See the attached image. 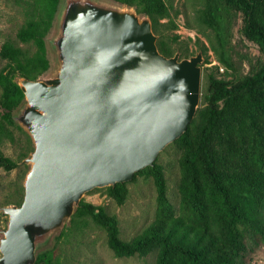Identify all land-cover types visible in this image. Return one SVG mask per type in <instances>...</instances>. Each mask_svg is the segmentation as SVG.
I'll return each mask as SVG.
<instances>
[{"label":"trees","instance_id":"1","mask_svg":"<svg viewBox=\"0 0 264 264\" xmlns=\"http://www.w3.org/2000/svg\"><path fill=\"white\" fill-rule=\"evenodd\" d=\"M13 1L23 8L26 19L17 31L18 42L8 39L0 48V58L5 61L0 69V167L6 171L20 165L1 147L4 139L14 140L9 125L22 130L13 118L14 110L25 100L18 78L36 80L49 69L46 35L60 3ZM115 1L150 17L162 54L171 57L180 50L183 57L193 55L188 45L173 47L171 42L179 40L178 33L169 37L163 32L178 28L180 12L172 13V2ZM190 1L195 24L187 21L186 26L206 37L209 45L197 40L200 50L204 55L212 50L219 64L206 68L196 115L173 142L180 151L178 206L169 199L164 167L157 158L132 179L145 174L156 186L155 218L141 233L122 239L117 217L83 198L70 219L77 229L89 220L105 229L107 243L118 257L155 253V264H246L247 240L264 246V0ZM238 18L242 19V35L260 50L245 74L236 71L233 58L232 29ZM220 65L225 68L224 76L217 74ZM127 184L105 189L123 204L129 194ZM34 264L61 262L53 250L46 249L37 253Z\"/></svg>","mask_w":264,"mask_h":264},{"label":"water","instance_id":"2","mask_svg":"<svg viewBox=\"0 0 264 264\" xmlns=\"http://www.w3.org/2000/svg\"><path fill=\"white\" fill-rule=\"evenodd\" d=\"M133 7V6H131ZM71 0L50 79L20 78L19 121L34 143L21 205L3 208L0 264H34L39 240L70 219L84 194L152 166L196 115L203 54L167 57L148 15Z\"/></svg>","mask_w":264,"mask_h":264},{"label":"rangeland","instance_id":"3","mask_svg":"<svg viewBox=\"0 0 264 264\" xmlns=\"http://www.w3.org/2000/svg\"><path fill=\"white\" fill-rule=\"evenodd\" d=\"M71 0H60L58 11L54 17L53 24L48 34L46 35L47 54L50 60L49 69L44 72L39 78H53L61 65L59 52L56 41L60 35V23L62 20L63 11L66 5ZM98 4H111L119 7H131L127 4L117 2L115 0H90ZM172 2L174 9L180 13L176 17L178 28L174 31L170 29L163 30L166 36L172 37L174 33H178L180 38L177 42H171L174 48H184L189 46V50L193 51V55L201 52L197 42L209 45L206 37L197 31L196 28H188L187 21L195 24L193 3L190 0H166ZM135 8V7H131ZM141 17L146 16L144 13H139ZM25 14L23 8L16 4L13 0H0V48L2 44L10 39L17 41L16 34L21 25L25 22ZM167 22V19H162ZM242 19L238 18L233 26V58L236 65V71L240 74H245L250 69V60L260 56L259 47L246 39L241 33ZM156 34V33H155ZM158 37L159 35L156 34ZM20 46L25 47L23 43ZM181 58L183 54L180 50ZM203 54V53H202ZM205 58H208L209 63H205ZM219 64L216 55L212 50L207 54H203L202 81H201V97L205 87L204 74L206 68ZM5 65V61L0 58V69ZM221 66V65H220ZM221 66L218 71L219 76H224V69ZM217 71V70H216ZM20 78H18V81ZM1 94V89H0ZM201 102V101H200ZM26 107V100L16 108L13 112V118L22 127L19 128L9 125L13 131L14 140L9 138L4 139L1 144L4 153L18 160L19 167L6 171L0 167V243L8 229L9 215L4 213L3 208L10 205L19 206L23 202L25 195L24 180L26 171L31 164L24 160L32 155L34 151V143L26 128L21 124L19 118ZM0 107V113H2ZM180 151L178 147L170 143L158 156V162L163 165L165 176L168 184V196L174 206L179 204L178 184L180 179L179 168ZM129 194L123 204H118L116 200L111 198L105 187L95 188L84 194L83 199L92 202L96 205H101L110 215H115L119 221L120 236L124 240H130L135 235L141 233L155 218L156 212V186L152 177L145 174L138 175L136 180L129 181ZM248 248L245 254L246 264H264V246L256 243L251 239L247 240ZM50 249L54 251L55 257L59 259L61 264H155L156 254L150 253L145 257H118L107 243V233L105 229L89 220L87 225L76 228L71 219H67L63 226L51 231L48 235L39 240L36 248V254L40 251ZM0 252V257H1Z\"/></svg>","mask_w":264,"mask_h":264},{"label":"built area","instance_id":"4","mask_svg":"<svg viewBox=\"0 0 264 264\" xmlns=\"http://www.w3.org/2000/svg\"><path fill=\"white\" fill-rule=\"evenodd\" d=\"M223 69V68H222Z\"/></svg>","mask_w":264,"mask_h":264}]
</instances>
